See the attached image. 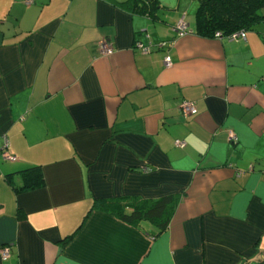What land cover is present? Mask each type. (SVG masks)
Instances as JSON below:
<instances>
[{"label":"crops","instance_id":"obj_1","mask_svg":"<svg viewBox=\"0 0 264 264\" xmlns=\"http://www.w3.org/2000/svg\"><path fill=\"white\" fill-rule=\"evenodd\" d=\"M158 2L151 19L109 0H0V146L15 157H0V264H264V25L198 36L193 0ZM33 165L43 185L15 193L5 175L19 186ZM167 194L159 232L92 206Z\"/></svg>","mask_w":264,"mask_h":264},{"label":"trees","instance_id":"obj_2","mask_svg":"<svg viewBox=\"0 0 264 264\" xmlns=\"http://www.w3.org/2000/svg\"><path fill=\"white\" fill-rule=\"evenodd\" d=\"M124 8L131 14L147 16L151 19L157 16L161 8L158 0H109ZM194 34L203 37H213L218 32L222 37L233 32L253 30L257 25H264V0H193ZM264 39V33H262ZM23 175L19 186H14L11 175H5V180L11 184L15 193L33 190L43 185L41 169L37 165L29 166L19 171ZM178 196L167 194L158 198H141L135 195L116 196L111 198L93 199L92 206H99L113 213L119 219L140 226L143 221L152 223L156 231H160L168 223L169 217L177 203Z\"/></svg>","mask_w":264,"mask_h":264},{"label":"built area","instance_id":"obj_3","mask_svg":"<svg viewBox=\"0 0 264 264\" xmlns=\"http://www.w3.org/2000/svg\"><path fill=\"white\" fill-rule=\"evenodd\" d=\"M173 30L177 36H181L184 33L190 32V30L187 28V23H186L183 16H181L179 18V20H178L177 24L175 25V27L173 28ZM145 37H147V35H145ZM213 37L219 39L222 36L218 32H215ZM227 38L245 40V32L244 31L233 32V33L229 34L227 36ZM166 45H167L166 42H159L157 47H164ZM168 46H169V44H168ZM97 47H98L99 53L101 55H109L113 51V48H112L111 44L109 43V41L104 39V38H101L97 41ZM134 47L139 49L142 52H148L149 50H151L152 45L149 42H147V44H143L141 41L136 40L134 42ZM162 60H163V63L165 65H169L170 58L166 53L163 55ZM263 78H264V75H263ZM179 109L181 110L183 115H193L196 112V109L194 107V103L191 101H181V103L179 104ZM228 138H229V140H232V141L235 139L234 135L231 132H228ZM174 144L178 147L183 146V142L178 140V139L174 140ZM0 157L2 159L8 160V161H14L15 160V157L13 155H11L9 152H7L2 146H0ZM9 253H10V248L7 245L2 246L0 248V257L1 258L4 259V258L8 257Z\"/></svg>","mask_w":264,"mask_h":264},{"label":"rangeland","instance_id":"obj_4","mask_svg":"<svg viewBox=\"0 0 264 264\" xmlns=\"http://www.w3.org/2000/svg\"><path fill=\"white\" fill-rule=\"evenodd\" d=\"M188 1H190V0H188Z\"/></svg>","mask_w":264,"mask_h":264}]
</instances>
